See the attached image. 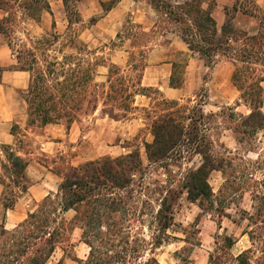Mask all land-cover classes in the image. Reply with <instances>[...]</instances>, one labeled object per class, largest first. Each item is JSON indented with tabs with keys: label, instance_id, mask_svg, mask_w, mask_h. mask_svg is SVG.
I'll list each match as a JSON object with an SVG mask.
<instances>
[{
	"label": "rangeland",
	"instance_id": "374dc122",
	"mask_svg": "<svg viewBox=\"0 0 264 264\" xmlns=\"http://www.w3.org/2000/svg\"><path fill=\"white\" fill-rule=\"evenodd\" d=\"M109 1L67 0L66 9L62 0H46L48 9L43 6L32 13L16 3L7 13L0 9V44L13 60L12 66L29 73L30 83L43 75L46 85L57 95V82L80 78L88 82L81 89V96L75 97L85 99L74 122L79 132L77 141L67 144L53 159H40L47 166L53 165L52 171L63 177L85 162L138 151L143 169L134 177L130 191L143 223H134L133 232L149 239L152 212L162 197L174 195V224L166 233L168 242L155 252L158 262L199 264L205 258L212 264H237L236 256L252 248L248 235L242 234L250 229L249 224L242 219L257 208L256 195L264 194V129L244 134L242 126L243 119L252 112L249 100L254 94L244 82L260 86L256 95L264 115V12L254 0H239L247 15L239 14L234 23L240 38L231 42L235 55L218 54L208 64L182 42L180 26L162 12L154 11L146 0H120L104 12L102 4ZM223 13L216 7L211 10L218 21L223 19ZM258 34L261 39L257 41L245 40V36ZM244 49L251 56L240 57L239 51ZM169 60L176 63L182 79L179 95L173 99L176 105L162 106L163 100L170 98L157 87H146V96L136 95L128 114L112 103L104 105L113 65L125 85L131 87L142 84V80L147 84L153 75L167 81L166 66L153 69L150 78L146 68ZM237 68L241 81L236 85L232 76ZM240 86L245 87L240 90ZM27 91L20 94L25 101L29 97ZM171 106L180 112L175 116L185 126L189 125L186 118L193 116L216 165L222 166L208 174L213 197L207 211H202L199 202H190L183 189L187 174L201 165L200 155L186 145L162 162L147 160L144 144L153 141V122L168 113ZM112 109L125 118L115 121L104 114ZM60 124L66 129L64 121ZM18 140L21 147L29 142L22 134ZM9 196L6 194V198ZM74 215V211H69L64 218L71 220ZM69 236V242L59 245L46 264H87L89 248L80 239L81 231L76 228ZM226 237L236 243L228 247ZM255 247L259 249L258 245ZM259 256L258 252L254 254L252 261Z\"/></svg>",
	"mask_w": 264,
	"mask_h": 264
},
{
	"label": "trees",
	"instance_id": "16d2710c",
	"mask_svg": "<svg viewBox=\"0 0 264 264\" xmlns=\"http://www.w3.org/2000/svg\"><path fill=\"white\" fill-rule=\"evenodd\" d=\"M16 1L20 0H0V9L7 13L14 8V3L28 13L39 11L43 6L49 8L46 0ZM62 1L67 9V0ZM119 2L120 0H110L107 5L102 4L104 12L111 10ZM146 2L154 11L162 12L179 25L181 40L188 50L198 53L208 64H212L218 54L227 57L235 55L231 42H237L240 38L232 23L234 16L229 15L218 29L211 16L216 0ZM245 37V40L261 39L259 34ZM250 54L244 49L238 55L245 58ZM234 60L236 61L235 58ZM177 68L173 64L169 82L172 88H180L182 84ZM240 74L239 68L233 73L232 79L236 85L241 81ZM108 82L109 93L104 105L112 103L125 114L131 112L134 97L146 96L144 92L148 89L142 87L140 82L131 87L125 85L115 65L109 69ZM244 83L246 89L254 94L249 100L252 112L242 122L243 133L254 134L264 129V115L260 111L262 102L256 95L260 92V86ZM85 84L88 82L84 78L57 82L55 95L53 88L47 86L44 76L40 75L38 80L29 84L27 91L28 125L42 127L64 121L66 129H69L82 110L85 99L75 97L81 96V89ZM244 87L240 86L239 89ZM161 105H176V101L165 99ZM199 112L202 116L201 110ZM176 113L180 112L171 106L168 113L153 122V141L144 144L145 154L149 163H159L188 145L194 154L200 155L201 165L187 174L183 189L190 202H199L202 211H207L213 197L207 177L211 171L221 170L222 166L216 165L209 144L194 123L193 116L186 118L189 125L185 126L175 116ZM104 114L115 121L125 118L124 115L115 114L113 109ZM5 152L10 166L5 165L4 168L20 180L26 162L10 150L5 149ZM142 169L138 151L113 159L88 161L77 168H71L62 177L54 198L51 195L44 198L38 208L13 230L0 231V264H46L59 245L69 242V235L76 228L81 231V241L89 248L87 264H160L155 252L168 242L169 235L166 233L174 224V195L166 194L162 197L157 209L152 212L153 228L149 239H145L140 232H133L134 223L141 224L143 220L142 213H138V207L132 203L130 186ZM256 199L258 206L254 213L242 219L249 224L250 229L242 234L248 235L252 248L236 256L237 264H264V194L256 195ZM13 204V199H6L3 203L5 209L11 208ZM146 205L148 203L144 204ZM69 211H74L75 215L71 220H66L64 214ZM225 239L228 247L236 243L231 238ZM256 245L259 249H256ZM257 252L260 256L253 262L252 258ZM209 261L212 264L210 259Z\"/></svg>",
	"mask_w": 264,
	"mask_h": 264
},
{
	"label": "crops",
	"instance_id": "0c3cea01",
	"mask_svg": "<svg viewBox=\"0 0 264 264\" xmlns=\"http://www.w3.org/2000/svg\"><path fill=\"white\" fill-rule=\"evenodd\" d=\"M254 1L264 12V0ZM238 2L239 0H216L214 8L224 12L223 19L219 21L211 14L218 29L228 16L232 15L230 11L234 13L233 25L239 14L247 15L241 10ZM234 7L236 10H233ZM12 61L6 55L5 47L0 44V231L2 229L13 230L36 210L38 203L40 204L44 198L58 190L62 181L61 175L52 171L53 165H45L40 157L55 158L57 153L66 148L67 144L76 142L79 135L75 127L76 123L72 124L69 129H65L62 124H48L42 127L28 125V106L20 94L28 90L30 77L28 72L16 70L12 66ZM173 64L176 63L169 60L157 67H147L146 76L148 74L150 78L153 69L158 71L161 66H166L169 70L168 78L164 81L153 75L147 84L142 80V87H157L161 93L170 98H165L166 100L176 101L173 99L178 97L181 87L172 88L169 85ZM13 127L17 130L14 131ZM21 134L22 138H29L30 142H25L24 147L20 146L21 143L18 140ZM5 149L12 151L26 162V168L20 180L9 171L6 175L4 166H10V164ZM15 180L18 182H14ZM6 194L10 196L6 198ZM6 199L14 200L11 208H4L3 203ZM200 262L199 264H208L209 260L203 258Z\"/></svg>",
	"mask_w": 264,
	"mask_h": 264
}]
</instances>
